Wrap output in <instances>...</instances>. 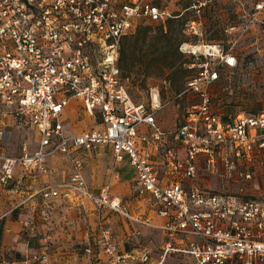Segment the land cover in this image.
Here are the masks:
<instances>
[{"label": "built area", "instance_id": "2783aa9c", "mask_svg": "<svg viewBox=\"0 0 264 264\" xmlns=\"http://www.w3.org/2000/svg\"><path fill=\"white\" fill-rule=\"evenodd\" d=\"M210 0H193L190 8L200 13ZM245 11L247 29L264 25V0H237ZM252 10L248 11V4ZM172 13L155 0H0V109L25 118L39 134L37 145H21L18 154L0 152V183L8 185L15 165L24 172H47V157L57 151L69 154L78 147L112 144L113 163L127 155L136 174L137 191L148 192L168 216L163 224L167 238L159 259L150 261L149 251L139 255L121 252L112 232L100 221L98 248L110 264H166L174 255L177 264H264V191H206L185 188L182 179L194 176L197 158L204 154L212 173L241 183L252 177V160L264 163V109L238 113L224 120L212 104V85L220 70L237 63L232 47L218 42L182 43L181 49L203 57L184 91L196 96L175 134L186 152L178 157L172 147L165 153L179 180L159 182L148 149L140 151L139 138L156 143L160 131L137 132L140 123L154 124L151 105L134 101L122 81L119 66L122 38L139 23L162 20ZM193 26V20L190 21ZM189 24V23H188ZM69 96L78 97L88 111L98 108L104 127H89L65 133L60 113ZM3 135L0 134V140ZM67 179L42 188L45 199L57 196L58 187L85 194L99 211L108 207L135 220L150 223V217L131 215L121 199L111 196L108 183L97 191L90 188L82 170L84 159L72 155ZM42 217L47 219L43 210ZM34 229L33 222H29ZM180 233L183 243H174ZM90 253V247L84 249ZM36 263L46 262L45 255Z\"/></svg>", "mask_w": 264, "mask_h": 264}, {"label": "crops", "instance_id": "0c3cea01", "mask_svg": "<svg viewBox=\"0 0 264 264\" xmlns=\"http://www.w3.org/2000/svg\"><path fill=\"white\" fill-rule=\"evenodd\" d=\"M152 100H157V96L154 99L152 96ZM151 106L155 125L140 123L136 127L137 132L158 129L160 138L152 144L137 138L136 145L140 151H150L159 182L170 185L179 180V175L172 170L165 149L172 147L178 157L185 155L186 149L175 134L181 122L172 126L171 117L165 121L159 119L156 115L158 105L152 102ZM79 112L95 120L90 127H104L98 108L88 111L78 97L69 96L59 116L65 133H77L89 128L81 127L78 124L80 120L77 123L72 122ZM8 115L12 116L0 109L2 135V127L5 126ZM185 116L186 111L183 120ZM12 118L15 123L28 126L34 131L29 135L30 138L27 137L26 142L33 149L39 139L37 129L25 118ZM0 152L13 154L7 152L1 144ZM69 154L83 156L82 173L91 189L97 191L108 183L110 195L119 197L123 207L131 215L141 218L148 216L151 222L144 223L122 213L116 214L118 211L114 213L115 210L108 207L98 211L87 195L64 186L58 187L57 196L45 199L42 188L53 187V183L67 179L72 172ZM69 154L60 151L50 154L47 157L49 169L44 173L35 169L24 172L17 164L10 183H0V264H110L109 258L97 246L100 239V221L111 230L112 240L119 251L139 255L148 250L150 261L158 260L162 244L167 238V232L162 226L168 216L159 211V204L148 192L137 191L135 170L128 156L124 155L114 164L110 142L98 143L90 149L78 147ZM208 175L204 154H199L195 175L183 177L182 184L187 189L199 187L206 191L215 190L212 187L214 179ZM214 175L221 183L226 178L220 173ZM43 210L47 213V219L42 217ZM29 222L34 223V229L30 228ZM173 241L177 244L183 243L185 239L180 233H175ZM86 247H90V253L84 251ZM42 255L47 257V261L36 263L35 258ZM182 259L181 256L174 255L166 264H177Z\"/></svg>", "mask_w": 264, "mask_h": 264}, {"label": "rangeland", "instance_id": "374dc122", "mask_svg": "<svg viewBox=\"0 0 264 264\" xmlns=\"http://www.w3.org/2000/svg\"><path fill=\"white\" fill-rule=\"evenodd\" d=\"M155 1L170 14L179 12L184 21L183 29L173 35L175 37L173 44L167 49L168 53H172L177 43L178 48L175 52L177 59L173 65L168 66L161 60L162 53L150 52L142 56L143 52L150 50L147 44L150 37L157 32L154 22L149 26L140 24L125 34L121 42L124 54L120 58V68L122 81L131 98L147 105H152V102L158 105L157 117L163 121L171 117L172 126L182 122L186 108L196 100L193 93L184 91L186 82L196 74L198 62L203 57L182 50L181 45L182 43L198 45L203 41H215L224 48L232 47L237 63L233 67H223L218 79L213 82L214 108L221 114L222 119L226 120L233 118L239 112L256 113L263 110L264 25L255 22L245 29L247 16L237 0H210L207 2L209 5L200 13L185 8L193 0ZM192 20L193 26H190ZM144 32L146 40L142 41ZM131 57H134V63L131 62ZM152 96L153 99L157 96V100L153 101ZM78 120L81 127H90L95 123L92 117L83 112H79L72 122L77 123ZM5 123L4 128L2 127L3 139L0 140V144L7 152L18 154L21 145L27 142V137L30 138L29 135L34 131L28 126L15 123L10 115L5 119ZM251 163L252 177L243 183L236 177L232 180L223 178L225 180L221 183L214 173L208 170V177L214 179L212 184L214 191L227 189L237 192L240 187L251 194L264 191V163L254 160ZM147 207L148 205L145 208ZM144 212L146 213L147 210L145 209ZM169 258L171 257L166 258L167 263Z\"/></svg>", "mask_w": 264, "mask_h": 264}, {"label": "trees", "instance_id": "16d2710c", "mask_svg": "<svg viewBox=\"0 0 264 264\" xmlns=\"http://www.w3.org/2000/svg\"><path fill=\"white\" fill-rule=\"evenodd\" d=\"M190 4L186 5L185 8L186 9L190 8ZM208 5H209L208 3L206 5H204L201 8V11H203V9ZM251 10H252V7H251L250 1H249L248 11H251ZM183 22L184 21L181 19L179 12H174V13H172L171 16H166L162 20L155 21L154 23H156L157 32L150 37V41L147 44V46H150V50L149 51L146 50L145 52H143L142 56L144 57L147 55V53H150V52H154L157 54L162 53L163 54V58L161 59L162 62L167 64L168 66L173 65L175 60L177 59L175 52H177L178 44L176 43L174 45V51L172 53L171 52L168 53L167 49L169 47H171L173 44V38H175V37H173V35H175L177 33V31H180L183 29ZM151 23L152 22L139 23L136 27H138L140 24H144V26H149V24H151ZM145 40H146V33L144 32L143 37H142V41H145ZM209 42H215V41H209ZM123 54H124V49L121 48L120 49V58H122ZM120 58H119V66H120ZM134 60H135L134 57H131V62L134 63L135 62ZM212 92H213V90H212ZM212 104L214 105L213 94H212ZM215 111L217 112L216 109H215ZM217 113L221 116V114L219 112H217ZM239 113H242V112H239ZM243 113H247V112H243Z\"/></svg>", "mask_w": 264, "mask_h": 264}, {"label": "bare ground", "instance_id": "6f19581e", "mask_svg": "<svg viewBox=\"0 0 264 264\" xmlns=\"http://www.w3.org/2000/svg\"><path fill=\"white\" fill-rule=\"evenodd\" d=\"M193 47H194V49H196V48L200 47V45H199V46H198V45H197V46H193ZM154 97H155V96H154Z\"/></svg>", "mask_w": 264, "mask_h": 264}]
</instances>
